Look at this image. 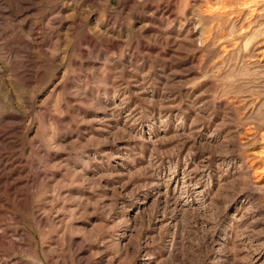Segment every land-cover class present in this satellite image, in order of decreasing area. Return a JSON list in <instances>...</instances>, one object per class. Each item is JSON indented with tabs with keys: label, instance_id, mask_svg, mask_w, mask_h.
Instances as JSON below:
<instances>
[{
	"label": "rangeland",
	"instance_id": "374dc122",
	"mask_svg": "<svg viewBox=\"0 0 264 264\" xmlns=\"http://www.w3.org/2000/svg\"><path fill=\"white\" fill-rule=\"evenodd\" d=\"M0 264H264V0H0Z\"/></svg>",
	"mask_w": 264,
	"mask_h": 264
}]
</instances>
